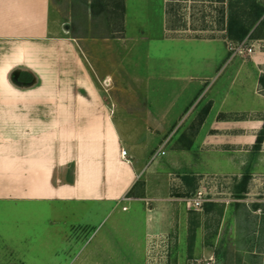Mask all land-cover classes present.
Listing matches in <instances>:
<instances>
[{
  "label": "crops",
  "instance_id": "1",
  "mask_svg": "<svg viewBox=\"0 0 264 264\" xmlns=\"http://www.w3.org/2000/svg\"><path fill=\"white\" fill-rule=\"evenodd\" d=\"M164 19L163 13L164 41H184L195 50L141 53L147 59L144 76L137 72L142 59L133 60L131 71L122 52L104 50L103 56L87 43L84 49L80 37L62 26L53 0H0V202L49 204L89 218L150 199L156 206L146 208L145 216L155 228L160 217L170 215V200L152 191V172L145 173L148 155L180 121L186 130L206 104L191 145L174 149L171 164H186L190 154L224 155L229 163L230 155L252 152L264 128V43L252 54H232L228 34L165 37ZM159 70L167 84L151 81ZM115 71L132 83L117 82L107 97L94 74L112 78ZM162 91L172 96L163 99ZM141 175L145 195L134 196L129 192ZM60 238L80 241L77 233Z\"/></svg>",
  "mask_w": 264,
  "mask_h": 264
},
{
  "label": "rangeland",
  "instance_id": "2",
  "mask_svg": "<svg viewBox=\"0 0 264 264\" xmlns=\"http://www.w3.org/2000/svg\"><path fill=\"white\" fill-rule=\"evenodd\" d=\"M91 1L53 3L62 26L80 37L84 49L87 43L89 50L103 56L104 50L122 52L131 71L133 60L140 61V54L145 55L146 51L154 57L195 50L194 45L184 41H164L163 13L165 37L227 35L231 17L249 29L242 40L255 46L264 43V12L257 16L264 8V0H128V35L126 14L123 24L116 4L105 1L94 12ZM148 32L149 37L143 35ZM134 55L136 59L132 58ZM146 60L143 58L137 68L144 76L148 72ZM97 73L96 86L107 97L114 95L117 82H124L125 86L132 83L130 76H120L117 71L112 78ZM166 76L165 71L159 70L151 81L167 84ZM147 92L154 95L156 91ZM162 92L163 99L172 96L169 91ZM202 109L186 130L182 120L158 138L148 155L145 173L152 172L148 176L152 191L162 200H170V215L160 217L155 228L148 227L145 216L146 208L156 206L150 199H138L139 203L132 206L127 201L124 207L120 204V210L95 212L89 218L75 215L77 219L69 211L58 212L49 204L1 201L0 264H74L76 259L75 264L85 259L93 264H264L261 147L253 148L247 155H230L229 163L224 155L208 159L206 154H190L185 158L186 164H171L174 149L191 145ZM205 161H209V166ZM144 177L140 176L130 194L145 195ZM64 232L73 236L77 233L79 243L65 242L60 238Z\"/></svg>",
  "mask_w": 264,
  "mask_h": 264
},
{
  "label": "trees",
  "instance_id": "3",
  "mask_svg": "<svg viewBox=\"0 0 264 264\" xmlns=\"http://www.w3.org/2000/svg\"><path fill=\"white\" fill-rule=\"evenodd\" d=\"M105 1H112L113 4H116V6L121 10V12L119 14L121 15L122 23L124 24V14H125V9H126L125 0H92L91 1L92 11L95 12L97 5L98 6L101 4L104 5L103 3H105ZM263 12H264V8H261L260 11L258 12L257 16L258 17L261 16ZM227 30H228L229 37L233 38V40L234 39L235 40H242L249 32V29L247 26H245L244 24H242L240 22L233 21V18H231V17H230L229 22L227 24ZM261 81L264 83L263 77H261ZM208 108H209V105H206L202 109V113L198 117V123H201L203 121V118H204L205 114L207 113ZM263 140H264V128L260 131V133L257 136L256 143L254 144V149H259L261 147Z\"/></svg>",
  "mask_w": 264,
  "mask_h": 264
},
{
  "label": "built area",
  "instance_id": "4",
  "mask_svg": "<svg viewBox=\"0 0 264 264\" xmlns=\"http://www.w3.org/2000/svg\"><path fill=\"white\" fill-rule=\"evenodd\" d=\"M228 47L231 50L232 54H252L255 51V45L249 44L246 39L244 40H233L228 39ZM121 154L123 157H126L128 150L126 148L121 149ZM207 264H213L212 261L207 262Z\"/></svg>",
  "mask_w": 264,
  "mask_h": 264
}]
</instances>
